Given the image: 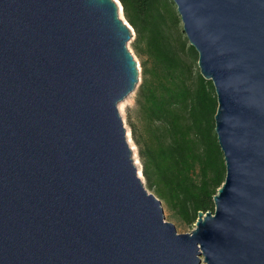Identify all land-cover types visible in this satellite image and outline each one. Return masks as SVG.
<instances>
[{"label":"water","instance_id":"obj_1","mask_svg":"<svg viewBox=\"0 0 264 264\" xmlns=\"http://www.w3.org/2000/svg\"><path fill=\"white\" fill-rule=\"evenodd\" d=\"M172 1L215 90L214 210L177 233L143 184L118 0H0V264H264V0Z\"/></svg>","mask_w":264,"mask_h":264},{"label":"trees","instance_id":"obj_2","mask_svg":"<svg viewBox=\"0 0 264 264\" xmlns=\"http://www.w3.org/2000/svg\"><path fill=\"white\" fill-rule=\"evenodd\" d=\"M142 57L131 137L146 186L182 221L213 211L225 178L214 130L217 100L211 80L195 65L197 52L171 34L179 18L172 0H118Z\"/></svg>","mask_w":264,"mask_h":264},{"label":"rangeland","instance_id":"obj_3","mask_svg":"<svg viewBox=\"0 0 264 264\" xmlns=\"http://www.w3.org/2000/svg\"><path fill=\"white\" fill-rule=\"evenodd\" d=\"M172 5H173V7H174V9L176 11L175 4L173 3ZM176 13H177V11H176ZM122 17H124L123 13H122ZM178 17H179V15H178ZM171 34L176 39H180V40L184 41L185 47H186L185 48L186 52H184L185 56L191 57L189 52H188V50H187V46H189V42L187 40V37H186L184 31L182 30V21H181L180 17L177 19L176 23L171 25ZM134 37H135V35H133L127 41V47L129 49V51L131 52V54L133 55V58L137 62L138 81L136 83L135 88L125 98H123L119 102V104H118V108L119 109L118 110H119V114L121 115V118H122V120L124 122V125L126 127V130H127L129 144L133 148V158H134L135 164L137 165V167L139 169V172L141 173V162H140V158H139V155H138V148H137V145L134 143V141H133V139L131 137L130 127H129L130 121L135 120V115H136V111H135L136 93H137L138 85L141 82V76H142V66H141L142 57L135 53V49L133 47ZM195 65L197 66V59L195 61ZM197 68H198V66H197ZM141 178L143 180L144 186L148 189V191L153 192L151 189H149L146 186L145 179H144L142 173H141ZM161 206L163 208V214H164L165 220L174 224L177 233L190 232L194 228V226H195L194 223L192 225H189V224L185 223L184 221H182L178 216H176L167 207V205L165 204L164 201H161ZM200 264H205V263L201 262Z\"/></svg>","mask_w":264,"mask_h":264},{"label":"bare ground","instance_id":"obj_4","mask_svg":"<svg viewBox=\"0 0 264 264\" xmlns=\"http://www.w3.org/2000/svg\"><path fill=\"white\" fill-rule=\"evenodd\" d=\"M119 16L121 17V18H123L122 17V10L121 9H119ZM119 104V103H118ZM119 109V108H118ZM133 149V148H132Z\"/></svg>","mask_w":264,"mask_h":264}]
</instances>
